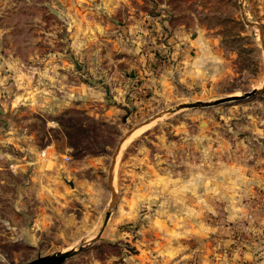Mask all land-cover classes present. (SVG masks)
Returning <instances> with one entry per match:
<instances>
[{"label": "rangeland", "instance_id": "374dc122", "mask_svg": "<svg viewBox=\"0 0 264 264\" xmlns=\"http://www.w3.org/2000/svg\"><path fill=\"white\" fill-rule=\"evenodd\" d=\"M0 167V264H264V0H0Z\"/></svg>", "mask_w": 264, "mask_h": 264}, {"label": "water", "instance_id": "95a60500", "mask_svg": "<svg viewBox=\"0 0 264 264\" xmlns=\"http://www.w3.org/2000/svg\"><path fill=\"white\" fill-rule=\"evenodd\" d=\"M255 92H257V90L256 89H252L250 91L244 92L241 95L225 96V97H221V98H218V99H214L212 101H195V102H191V103H183V104L178 105L174 110L179 109V108H184V107L191 108V107L211 106V105H216V104H219V103H222V102H225V101L240 100V99H244V98H246V97L254 94ZM121 143L122 142L119 143V145H118V147H117V149H116V151L114 153L112 165L110 167L109 180L111 182L113 180V170H114V166H115V162H116V157H117V154L119 152ZM114 199H115V193L113 191L112 192V197H111V203H110L111 206L114 203ZM109 214H110V211L107 210L106 213H105V217H104V224L107 221V219L109 217ZM100 233L101 232H99L95 236V238H93L89 242H87L85 244H83V243L80 244L77 247L76 251H69L67 253H62V254H59V255H56V256H50V257L49 256H47V257H45V256L44 257H38V258H36L34 260H31V261H28V262H26L24 264H61L65 259H67L69 256H71L75 252L81 251L88 243H92L95 240H97L98 237L100 236Z\"/></svg>", "mask_w": 264, "mask_h": 264}, {"label": "built area", "instance_id": "2783aa9c", "mask_svg": "<svg viewBox=\"0 0 264 264\" xmlns=\"http://www.w3.org/2000/svg\"><path fill=\"white\" fill-rule=\"evenodd\" d=\"M45 154H46L45 150H42L41 153H40V156L41 157H45ZM63 158L68 159L69 157L64 155ZM13 166L14 165L10 164V168L14 169ZM0 170H1V167H0Z\"/></svg>", "mask_w": 264, "mask_h": 264}, {"label": "crops", "instance_id": "0c3cea01", "mask_svg": "<svg viewBox=\"0 0 264 264\" xmlns=\"http://www.w3.org/2000/svg\"><path fill=\"white\" fill-rule=\"evenodd\" d=\"M107 90H108V89H106V91H107ZM108 91H109V90H108ZM124 106H125L124 104H123V105L121 104V106H120V107L124 108Z\"/></svg>", "mask_w": 264, "mask_h": 264}, {"label": "bare ground", "instance_id": "6f19581e", "mask_svg": "<svg viewBox=\"0 0 264 264\" xmlns=\"http://www.w3.org/2000/svg\"><path fill=\"white\" fill-rule=\"evenodd\" d=\"M123 144H124V142H123ZM123 144H122V146H123ZM122 146H121V147H122Z\"/></svg>", "mask_w": 264, "mask_h": 264}]
</instances>
